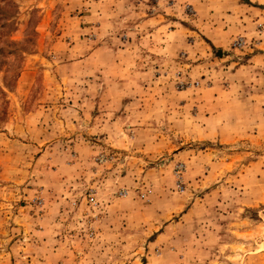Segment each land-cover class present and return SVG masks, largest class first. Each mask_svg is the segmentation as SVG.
<instances>
[{
  "label": "rangeland",
  "instance_id": "obj_1",
  "mask_svg": "<svg viewBox=\"0 0 264 264\" xmlns=\"http://www.w3.org/2000/svg\"><path fill=\"white\" fill-rule=\"evenodd\" d=\"M0 264H264V0H0Z\"/></svg>",
  "mask_w": 264,
  "mask_h": 264
}]
</instances>
